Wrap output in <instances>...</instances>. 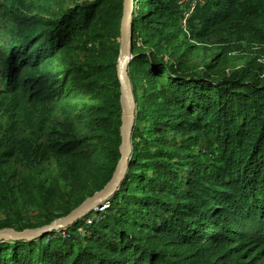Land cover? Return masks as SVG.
I'll return each instance as SVG.
<instances>
[{
    "label": "trees",
    "instance_id": "trees-1",
    "mask_svg": "<svg viewBox=\"0 0 264 264\" xmlns=\"http://www.w3.org/2000/svg\"><path fill=\"white\" fill-rule=\"evenodd\" d=\"M3 1L0 23L15 25L0 60V231H24L69 215L115 173L124 0H52L50 17ZM180 1L136 2L133 154L104 212L1 242L0 264H264V72L213 76L190 71L185 53L174 60L222 32L264 41V0H204L185 27ZM31 210L44 216L29 222Z\"/></svg>",
    "mask_w": 264,
    "mask_h": 264
},
{
    "label": "rangeland",
    "instance_id": "rangeland-1",
    "mask_svg": "<svg viewBox=\"0 0 264 264\" xmlns=\"http://www.w3.org/2000/svg\"><path fill=\"white\" fill-rule=\"evenodd\" d=\"M26 2L25 6L30 8L34 13H42L44 16L50 17L53 13L59 12V6L52 0H24ZM87 0H71L67 6H72L77 3L85 2ZM4 11L7 12L8 9H12L14 2L12 0H4ZM24 11L23 6L17 5ZM22 14V11H17ZM30 14V12H26ZM34 16V15H33ZM12 18H5L0 23L1 33H0V60L6 57L8 49L12 46V30L13 21ZM16 19V18H13ZM260 26L264 27V20L262 17L258 18ZM242 31H229L222 32L208 40L199 49L193 51L192 53H187L186 49L180 52L179 55L174 59L182 58L190 66V71L199 74H211L213 76H224L231 75L237 70H256L264 72V41L262 37H259L256 32ZM183 40V39H182ZM190 45V43H189ZM211 65V69L207 66ZM52 118L55 123L62 122L60 117V112L58 110H52ZM4 121L0 122V128L3 129ZM4 137V133H0V140ZM17 168V166H14ZM54 172L53 166H47L43 172L38 173L36 176L38 179H46L48 176ZM44 216V212L38 210L28 211L25 218L29 222L36 223ZM5 219V215L0 212V222Z\"/></svg>",
    "mask_w": 264,
    "mask_h": 264
},
{
    "label": "water",
    "instance_id": "water-1",
    "mask_svg": "<svg viewBox=\"0 0 264 264\" xmlns=\"http://www.w3.org/2000/svg\"><path fill=\"white\" fill-rule=\"evenodd\" d=\"M137 0H124L123 16L121 22V45L117 62L118 78L121 84V105H122V127H121V158L116 167L112 179L106 187L88 198L81 206L69 215L57 219L49 225L17 231L15 229H3L0 231V243L5 241H31L36 238H43L73 224L75 221L87 216L101 204L110 199L121 187L128 170L129 162L133 154L132 140L136 113V99L132 81L129 75V66L133 59V18L136 10Z\"/></svg>",
    "mask_w": 264,
    "mask_h": 264
},
{
    "label": "built area",
    "instance_id": "built-area-1",
    "mask_svg": "<svg viewBox=\"0 0 264 264\" xmlns=\"http://www.w3.org/2000/svg\"><path fill=\"white\" fill-rule=\"evenodd\" d=\"M204 0H181L180 4L183 6H187L189 8L188 11L185 12V19L183 20V26H186V19L193 13V11L195 10V8L203 3ZM105 209V205H101L100 208H96L95 210H98L99 212H104ZM99 220V216L98 215H94V219H88V223H92L93 220Z\"/></svg>",
    "mask_w": 264,
    "mask_h": 264
}]
</instances>
